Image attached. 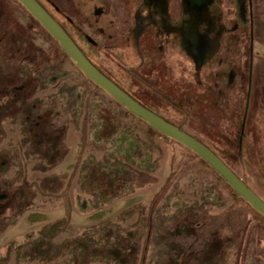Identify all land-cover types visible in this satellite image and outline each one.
I'll use <instances>...</instances> for the list:
<instances>
[{
	"label": "rangeland",
	"instance_id": "1",
	"mask_svg": "<svg viewBox=\"0 0 264 264\" xmlns=\"http://www.w3.org/2000/svg\"><path fill=\"white\" fill-rule=\"evenodd\" d=\"M41 1L264 199V0ZM0 264H264V215L0 0Z\"/></svg>",
	"mask_w": 264,
	"mask_h": 264
},
{
	"label": "water",
	"instance_id": "2",
	"mask_svg": "<svg viewBox=\"0 0 264 264\" xmlns=\"http://www.w3.org/2000/svg\"><path fill=\"white\" fill-rule=\"evenodd\" d=\"M32 16L58 41L61 48L76 63L81 71L134 115L146 121L164 135L174 138L196 152L232 188L264 215V199L260 197L213 149L149 107L142 104L115 81L101 71L78 46L66 29L38 0H18Z\"/></svg>",
	"mask_w": 264,
	"mask_h": 264
},
{
	"label": "trees",
	"instance_id": "3",
	"mask_svg": "<svg viewBox=\"0 0 264 264\" xmlns=\"http://www.w3.org/2000/svg\"><path fill=\"white\" fill-rule=\"evenodd\" d=\"M49 12L50 14L66 29V31L72 36V38L76 41V43L78 44V46L83 50V52L87 55V57L101 70L103 71L108 77H110L99 65L96 64V62L90 57V55L86 52V50L80 45V43L75 39L74 35L71 33V31H69V29L63 24L61 23L56 17L55 15L50 11V9H48L46 7V5L41 1L38 0ZM83 38L90 44V45H95V42L92 41L91 37L88 35H83ZM113 81H115L112 77H110ZM120 87H122L125 91H127L130 95H132L134 98H136L138 101H140L142 104H144L145 106L149 107L150 109H152L153 111H155L156 113H158L159 115H161L158 111H156L153 107H151L150 105H148L146 102H144L141 98H139L138 96L132 94L131 92H129L124 86H122L120 83H118L117 81H115ZM162 116V115H161ZM164 117V116H162ZM165 118V117H164ZM166 119V118H165ZM168 120V119H167ZM143 121V119H142ZM170 121V120H168ZM171 122V121H170ZM211 148V147H210ZM213 149V148H211ZM230 167L231 165L224 159L223 155H220V153H218L215 149H213Z\"/></svg>",
	"mask_w": 264,
	"mask_h": 264
}]
</instances>
